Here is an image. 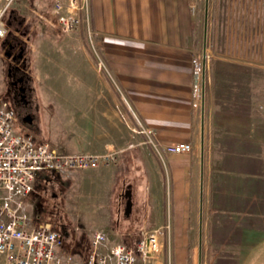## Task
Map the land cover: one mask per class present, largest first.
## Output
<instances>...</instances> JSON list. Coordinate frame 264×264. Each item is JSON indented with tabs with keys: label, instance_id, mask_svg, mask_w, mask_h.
Here are the masks:
<instances>
[{
	"label": "crops",
	"instance_id": "crops-1",
	"mask_svg": "<svg viewBox=\"0 0 264 264\" xmlns=\"http://www.w3.org/2000/svg\"><path fill=\"white\" fill-rule=\"evenodd\" d=\"M199 5L88 0L81 31L91 35L92 54L82 51V57L91 61L98 88L117 97L108 121L121 119L127 129L103 135L95 149L116 151L115 166L35 179L28 206L36 217L53 216L55 204L75 186L83 227L63 244V253L84 261L89 233H104L106 245L135 248L156 231L165 253L154 264H195L201 239L209 254L246 246L241 264H264V101L233 95L231 82L209 81L214 69L230 66L221 57L218 26L208 42L204 38ZM198 60L201 72L193 71ZM196 82L203 86L199 101L191 95ZM217 83L227 93L217 95ZM175 142L191 144V151L167 152L164 146Z\"/></svg>",
	"mask_w": 264,
	"mask_h": 264
},
{
	"label": "rangeland",
	"instance_id": "rangeland-1",
	"mask_svg": "<svg viewBox=\"0 0 264 264\" xmlns=\"http://www.w3.org/2000/svg\"><path fill=\"white\" fill-rule=\"evenodd\" d=\"M54 1L15 0L5 16V20L9 16L8 20L18 28L17 35L23 33L20 36L25 48L24 55L29 56L26 68L29 85L32 88L29 108L31 118L14 119V131L27 135L34 143H48L63 153H96L95 149L100 146L103 135L107 136L110 131L113 133L114 130L127 128L121 119L108 121L107 115L114 111L117 97L110 89L98 88L99 85L95 82L97 73L91 61L86 60L89 59L87 56L85 59L82 57V51L90 56L92 54L91 35L81 31L82 24L76 31L62 33L54 19L56 18ZM205 9H207L206 40L208 42L217 25L220 29L218 44L222 48V54H225L221 57L229 60L224 65L230 66L217 73H213L214 69L209 74V81L213 79L216 82H231L234 88L229 91L233 95L256 96L263 102L264 0H200L198 15L203 24ZM237 50H242L244 55L237 56ZM5 51L6 48L0 42V106L5 104L9 107L5 97L7 82ZM211 60L212 58L208 60V64L214 67L215 61L212 60L210 64ZM101 73L104 74L103 71ZM216 85L217 95L227 93V90L219 88L220 83ZM30 192L20 199V210L30 222L36 223L34 224L36 226L47 222L52 229L63 231V244L67 243L71 236L81 232L83 217L77 208L81 202L76 198L75 186L70 191V196L58 199L55 204L57 212L53 216L48 211L50 216L41 214L40 218L36 217L33 209L28 206ZM48 206H51V202ZM153 233L156 234V231ZM91 237L89 233V240ZM83 239L85 240V235ZM200 241L195 264H241L248 251V247L244 246L210 250L209 254L202 239ZM89 250V246L83 248L86 255ZM63 252L61 250L64 257L69 254ZM164 253L165 250L161 253L158 249L155 258L148 263L143 260L142 263L154 264L158 260H163ZM80 260L75 256L76 263L83 261Z\"/></svg>",
	"mask_w": 264,
	"mask_h": 264
},
{
	"label": "built area",
	"instance_id": "built-area-1",
	"mask_svg": "<svg viewBox=\"0 0 264 264\" xmlns=\"http://www.w3.org/2000/svg\"><path fill=\"white\" fill-rule=\"evenodd\" d=\"M15 0H0V39L7 32L5 16ZM88 0H55L53 7L62 33L80 28ZM195 8L194 5L192 6ZM200 61L193 71L201 72ZM203 86L192 85V98L201 99ZM14 114L5 104L0 106V264H77L72 254L61 258L63 235L48 225H32L20 210V199L33 188L38 175L70 176L80 171L110 168L116 165L117 152L63 153L48 143H34L27 135L16 133ZM150 134V130L144 131ZM169 153H188L191 144H166ZM158 232L137 242L136 247L107 244L102 232L92 234L90 250L81 264H143L158 251Z\"/></svg>",
	"mask_w": 264,
	"mask_h": 264
},
{
	"label": "flooded vegetation",
	"instance_id": "flooded-vegetation-1",
	"mask_svg": "<svg viewBox=\"0 0 264 264\" xmlns=\"http://www.w3.org/2000/svg\"><path fill=\"white\" fill-rule=\"evenodd\" d=\"M5 20L7 27L6 35L0 40L3 47L6 48L4 56L6 59V99L7 105L12 109L15 120H29L31 118L29 75L26 68V58L24 55V45L22 38L17 35V29L11 20Z\"/></svg>",
	"mask_w": 264,
	"mask_h": 264
},
{
	"label": "water",
	"instance_id": "water-1",
	"mask_svg": "<svg viewBox=\"0 0 264 264\" xmlns=\"http://www.w3.org/2000/svg\"><path fill=\"white\" fill-rule=\"evenodd\" d=\"M206 26H207V9H205V18H204V38L206 39ZM204 62H205V58H204ZM201 139L203 140V120H202V130H201ZM202 149V148H201ZM202 156H203V152L201 150V160H202ZM200 255V253H199Z\"/></svg>",
	"mask_w": 264,
	"mask_h": 264
},
{
	"label": "trees",
	"instance_id": "trees-1",
	"mask_svg": "<svg viewBox=\"0 0 264 264\" xmlns=\"http://www.w3.org/2000/svg\"><path fill=\"white\" fill-rule=\"evenodd\" d=\"M212 63V60L210 61V64Z\"/></svg>",
	"mask_w": 264,
	"mask_h": 264
}]
</instances>
